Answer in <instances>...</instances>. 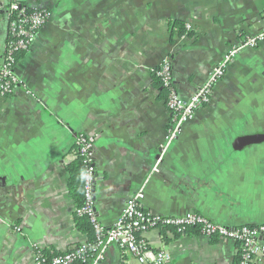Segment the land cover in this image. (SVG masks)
<instances>
[{
    "label": "crops",
    "instance_id": "0c3cea01",
    "mask_svg": "<svg viewBox=\"0 0 264 264\" xmlns=\"http://www.w3.org/2000/svg\"><path fill=\"white\" fill-rule=\"evenodd\" d=\"M20 1L51 18L17 60L22 85L0 98V264H32L35 246L63 252L88 239L68 192L79 133L94 139V208L105 226L141 188L153 213L264 225V142L240 140L264 131V42L235 54L151 173L169 124L153 70L169 58L173 85L188 97L230 45L264 26V0ZM7 18L0 0V61ZM141 237L153 253L165 251L164 264L238 258L235 243L193 228ZM121 260L139 264L115 245L101 264Z\"/></svg>",
    "mask_w": 264,
    "mask_h": 264
},
{
    "label": "built area",
    "instance_id": "2783aa9c",
    "mask_svg": "<svg viewBox=\"0 0 264 264\" xmlns=\"http://www.w3.org/2000/svg\"><path fill=\"white\" fill-rule=\"evenodd\" d=\"M51 18V11L37 6H29L20 0H8L7 31L8 36L0 61V98L10 95L22 85L16 73L17 54L29 49L36 33ZM264 42V26L255 34L246 36L236 44L230 45L222 59L207 73L204 83L197 90L183 97L173 85L172 65L165 58L155 69L162 87L166 88L165 106L169 115L166 135L159 146L158 158L151 173L159 171V164L168 148L182 133L183 126L193 118L196 111L210 102L214 84L224 76L228 64L237 52L244 48H254ZM75 143L85 164L83 173L82 206L76 208L78 215H84L91 228L92 238L73 246L71 249L49 254L38 246L34 247L32 264H101L109 246H117L123 254L134 257L139 264H164L168 257L165 251L152 252L141 235L153 228H173L178 232L196 229L207 238H221L232 241L237 247L235 264H264V225L240 224L223 225L194 212L169 216L148 211L142 205L143 189L132 193L116 221L105 226L96 216L94 208V183L96 167L93 155L94 139L79 133ZM118 264H126L121 260Z\"/></svg>",
    "mask_w": 264,
    "mask_h": 264
},
{
    "label": "trees",
    "instance_id": "16d2710c",
    "mask_svg": "<svg viewBox=\"0 0 264 264\" xmlns=\"http://www.w3.org/2000/svg\"><path fill=\"white\" fill-rule=\"evenodd\" d=\"M174 27L178 29L179 34L183 32V24L181 22H174ZM24 52H20L17 54V60L21 56H23ZM153 81L156 86L159 88V94L163 97L166 94V88L162 87L160 77L157 75V69L153 70ZM73 151L75 153V159L67 165L68 172V192L71 198L74 200L76 204V208L82 206L84 202L83 198V173L85 170V164L83 162V158L80 155L77 144L75 143L73 146ZM74 222L77 229L88 235V239L92 238V228L84 215H78L76 212L74 213ZM45 253L55 254L59 252L49 251L44 249Z\"/></svg>",
    "mask_w": 264,
    "mask_h": 264
},
{
    "label": "water",
    "instance_id": "95a60500",
    "mask_svg": "<svg viewBox=\"0 0 264 264\" xmlns=\"http://www.w3.org/2000/svg\"><path fill=\"white\" fill-rule=\"evenodd\" d=\"M241 140V143L246 144H253L258 142H264V131L263 132H257L250 136H244Z\"/></svg>",
    "mask_w": 264,
    "mask_h": 264
}]
</instances>
